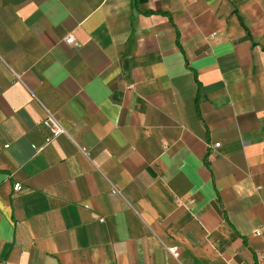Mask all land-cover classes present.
Instances as JSON below:
<instances>
[{
    "label": "crops",
    "instance_id": "obj_1",
    "mask_svg": "<svg viewBox=\"0 0 264 264\" xmlns=\"http://www.w3.org/2000/svg\"><path fill=\"white\" fill-rule=\"evenodd\" d=\"M260 254L264 0H0V264Z\"/></svg>",
    "mask_w": 264,
    "mask_h": 264
},
{
    "label": "built area",
    "instance_id": "obj_2",
    "mask_svg": "<svg viewBox=\"0 0 264 264\" xmlns=\"http://www.w3.org/2000/svg\"><path fill=\"white\" fill-rule=\"evenodd\" d=\"M66 41L69 44L75 43V38L72 36H68L66 38ZM45 111V118L43 120V126L49 131V136L46 138V143H50L57 137L61 135H68L67 129L61 122L60 118L48 107L43 106ZM220 143L215 144V146H219ZM36 147V146H35ZM84 153H86V149H81ZM22 185L21 183H16L14 186V189L16 191L21 190ZM112 195L118 196L123 195L122 191L118 189L117 187L113 186L112 188ZM258 234H261V231L257 232ZM169 251L173 254V256L178 257L179 256V248L178 247H169ZM256 264H264V254H260L257 260Z\"/></svg>",
    "mask_w": 264,
    "mask_h": 264
}]
</instances>
